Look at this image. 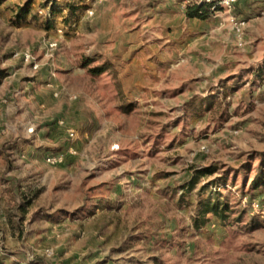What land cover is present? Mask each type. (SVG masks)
I'll return each mask as SVG.
<instances>
[{"label":"rangeland","instance_id":"374dc122","mask_svg":"<svg viewBox=\"0 0 264 264\" xmlns=\"http://www.w3.org/2000/svg\"><path fill=\"white\" fill-rule=\"evenodd\" d=\"M231 14L241 39L173 0H0L5 262L264 264V0Z\"/></svg>","mask_w":264,"mask_h":264},{"label":"trees","instance_id":"16d2710c","mask_svg":"<svg viewBox=\"0 0 264 264\" xmlns=\"http://www.w3.org/2000/svg\"><path fill=\"white\" fill-rule=\"evenodd\" d=\"M67 7L71 8V11H74V3L68 2ZM208 11L206 5H192L186 10V15L188 18H204L206 12ZM91 71L94 73H101L103 72V67H95ZM215 167L209 166L206 168L201 169L198 174H196L195 178L188 183L186 188L191 190L197 179L200 175H206L209 173H213L215 171ZM264 186V162L258 169L257 174L251 180V188L252 189H259ZM207 186H204L205 189ZM228 206L225 201L220 200L217 195L212 191L207 198L200 201V207L197 211V215L193 217V225L195 228H201L202 226L206 225L209 221L208 214L211 213L215 217H217L220 221H225L227 218L226 211ZM0 264H15L13 262L7 263L3 258L0 257Z\"/></svg>","mask_w":264,"mask_h":264},{"label":"built area","instance_id":"2783aa9c","mask_svg":"<svg viewBox=\"0 0 264 264\" xmlns=\"http://www.w3.org/2000/svg\"><path fill=\"white\" fill-rule=\"evenodd\" d=\"M178 3L182 10H187L192 5H206L208 11L219 13L223 10L229 13L230 23L233 29L236 31L238 38L241 39L243 35L244 20L237 18L231 14L234 6L239 0H173ZM87 12L92 14V10L88 9Z\"/></svg>","mask_w":264,"mask_h":264},{"label":"crops","instance_id":"0c3cea01","mask_svg":"<svg viewBox=\"0 0 264 264\" xmlns=\"http://www.w3.org/2000/svg\"><path fill=\"white\" fill-rule=\"evenodd\" d=\"M237 4V3H236ZM235 7V6H234Z\"/></svg>","mask_w":264,"mask_h":264}]
</instances>
